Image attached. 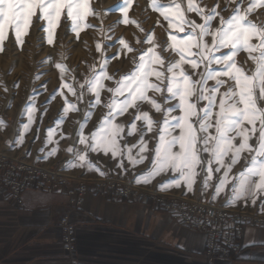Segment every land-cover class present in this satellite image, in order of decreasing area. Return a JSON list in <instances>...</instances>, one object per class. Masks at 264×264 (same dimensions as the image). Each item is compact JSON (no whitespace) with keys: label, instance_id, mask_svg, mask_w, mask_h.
Segmentation results:
<instances>
[{"label":"snow or ice","instance_id":"snow-or-ice-1","mask_svg":"<svg viewBox=\"0 0 264 264\" xmlns=\"http://www.w3.org/2000/svg\"><path fill=\"white\" fill-rule=\"evenodd\" d=\"M130 3L131 0H118L106 11L122 13L125 24L136 23L128 19ZM228 3L236 6L225 19L214 8L205 12L196 0H186L183 6L175 0L167 6L152 0L153 8L168 22L167 40L161 45L154 33L146 35L143 43L147 47L133 57L134 70L119 79L108 74V61L100 43L96 49L101 55V68L97 72L92 65L90 77L82 83L74 76L65 80L68 69L63 63H55L62 83L48 99L62 97L64 115L79 111L78 104L86 93L90 97V111L78 134L79 147L66 149L73 159L65 162V171L83 167L104 176L106 173L91 161L90 154L110 155L117 159V167L125 171V161L135 168L147 160L149 168L133 183L147 184L160 174L171 172L172 177L159 186L161 191L184 185L187 193H193L197 178L203 173L201 192L207 193L212 188V201L222 194L227 196L224 207L240 201L256 205L260 200L264 211V24L258 27L248 18L258 7L264 8V0H228ZM186 13H196L201 22L190 19ZM217 16L219 23L214 27ZM90 17H100L92 7V0H0V52L4 51L10 33L17 47H22L34 22L40 25L44 43L49 46L54 45L62 21L69 24L68 30L77 40L89 28H98L103 33V27L90 23ZM118 44L121 51H134L124 39H118ZM162 52L170 55L166 58ZM240 52L248 54L253 68L238 66L236 57ZM48 62L53 61L49 58ZM113 80L114 87L106 86L105 81ZM209 81L214 83L209 86ZM104 91L109 94L103 102L107 112L98 130L85 135L84 126L91 110L102 104ZM158 96L163 98L162 102ZM34 100L33 96L25 109L27 123L18 131L14 146L23 145L25 134L32 128L37 111ZM145 104L161 114L162 119L156 121L149 111L142 110ZM126 114L132 115L127 125L117 122ZM62 122L63 116L58 117L57 123ZM0 127H5L3 120ZM55 131L48 130L46 145L53 144ZM150 133L154 135L149 137ZM137 134L136 143L125 142L122 146L125 136ZM58 151V146L52 147L43 158L53 157ZM244 153L250 157L248 166L238 176L230 175Z\"/></svg>","mask_w":264,"mask_h":264},{"label":"rangeland","instance_id":"rangeland-1","mask_svg":"<svg viewBox=\"0 0 264 264\" xmlns=\"http://www.w3.org/2000/svg\"><path fill=\"white\" fill-rule=\"evenodd\" d=\"M117 2L118 0H92V7L100 13V17H90L89 21L94 25L103 27V33L98 28H89L82 31L77 40L75 35L69 32V24L62 21L60 28L56 32L54 45L49 46L44 43L43 37L45 34L39 30L40 25L34 22L20 48L17 47L12 34H9L8 39L5 41L4 51L0 52V120L5 122V127H0V154L11 159L23 160L39 165V191L45 193H63L67 196L69 207L61 215L59 224L61 227L63 252L68 264H78L77 259L79 258L80 245L78 218L83 215V206L87 195L93 194L102 198L114 196L112 194L100 196L95 192V186L99 182H104V179L107 181L119 180L124 182V185L130 184L133 186H129L131 187L130 189L135 193H147L148 195L159 193L156 195H160L166 199L186 197L207 204H213L231 212L233 215L230 218L242 215L246 219H241L239 223H234L235 230L233 235L225 240L227 247L237 250L232 252L231 255L219 256L210 261L206 250L210 241L209 234L206 231L197 230V232L205 233L207 237L203 253L206 264H215L219 260L233 261L245 250L244 241L247 227L264 228V211L261 210L260 200H257L256 205H252L250 201L247 204L240 201L233 206L224 207L227 200L225 194H222L217 200L212 201V188H209L207 193L201 192V177L203 173H201V177L197 178L193 193H187L184 185H181L180 188L172 187L166 191H161L159 186L172 177L173 174L171 172L160 174L150 183L135 184L133 183L135 178L149 168V161L146 160L135 168H132L125 161V168L127 169L125 171L117 167V159H112L110 155L105 156L102 153L90 154V159L106 173L104 176H100L95 171L89 172L83 167H76L68 171L64 170L65 162L73 159L72 154L66 151V149L70 146L79 147L77 144L78 134L85 117L90 111L88 103L90 97L86 93L83 102L78 104L79 111H69L64 115L62 113V97L58 95L55 100L48 99L50 94L58 89L62 83L60 71L55 67V63H63L68 69V72L65 73V80H68L70 76H74L76 81L82 83L85 78L90 77V67L92 65H95L97 72L101 68V55L96 49L97 43H100L104 59L108 61V74L115 79H119L126 73L134 70L133 57H137L139 50L147 47L143 43L146 35L154 33L157 43L163 45L167 40L168 31H170L167 27L168 22L158 10L153 8L152 0H131L128 8V19L134 20L136 23L129 24L122 22V13L106 11V9L111 8ZM172 2L173 0H157L159 5L164 6L170 5ZM175 2L181 3L182 6L186 4V0H175ZM196 2L205 12L214 8L225 19L229 18L233 7L236 6L234 3L229 4L228 0H196ZM186 14L197 23L201 22L196 13ZM220 16H217L213 21L214 27L218 25ZM248 18L257 24L258 27L264 24V8L258 7ZM118 21L120 22L118 23ZM118 39H124L133 47L134 51L131 53L121 51ZM137 40H140L141 43L138 44ZM109 45L112 46L109 47ZM61 53L64 54L63 57H61ZM114 54H118L115 59L112 58ZM161 54L166 58L170 55V53L163 52ZM49 58L53 62H48ZM236 60L238 66L244 67L246 70L254 67L246 52L238 53ZM213 83L209 81V86ZM105 84L108 87H114V80L105 81ZM33 96L35 97L33 103L37 109L34 114V123L31 130L25 134L23 145L14 146L12 142L16 140L18 131L22 130L24 123H27L25 109L29 106V102L33 100ZM108 97L109 94L106 91L102 92V104L91 110V116L84 126L85 135H90L92 132L98 130L107 112V109L103 106V102ZM157 99L162 102L163 98L158 96ZM142 110L149 111L156 121L162 119L161 114L155 113L154 109H151L147 104L143 105ZM129 111L132 113L131 109ZM61 116H63V122L58 124V117ZM131 119L132 115L126 114L119 118L117 122H123L127 125ZM50 128L56 130L53 137L54 142L53 144L46 145L45 139ZM127 131L126 127L125 133ZM152 135L154 133H150L149 137ZM137 140L138 134L131 137L125 136L122 146L125 142L130 145L136 143ZM56 141L59 142L58 145ZM152 143L154 141L150 142V148ZM57 146L59 151L55 156L47 159L43 158L47 151ZM41 149H44V152H41ZM149 159H151L150 154ZM249 159L250 157L247 153L242 154L240 162L234 166L230 175L238 176L240 172L244 171L248 166L246 162ZM40 173L44 174L46 178H43ZM230 187L231 184H229ZM70 190H74L73 196L83 197L80 211L75 209V204L69 195ZM119 197L127 200H139L128 195ZM151 201L156 202L153 198H151ZM151 201L141 202L150 207H155ZM72 209L75 216L74 224L71 227L68 222L69 218L66 219V217L69 216ZM168 213L173 215L171 212ZM178 215V213L173 215L178 223L187 229L196 231L186 227ZM233 244H237L238 248Z\"/></svg>","mask_w":264,"mask_h":264},{"label":"crops","instance_id":"crops-1","mask_svg":"<svg viewBox=\"0 0 264 264\" xmlns=\"http://www.w3.org/2000/svg\"><path fill=\"white\" fill-rule=\"evenodd\" d=\"M68 207L63 193L28 189L18 206L0 189V264H68L59 224ZM78 222V264H206L205 233L139 200L89 194ZM244 243L237 259L215 264H264V228L248 226Z\"/></svg>","mask_w":264,"mask_h":264},{"label":"built area","instance_id":"built-area-1","mask_svg":"<svg viewBox=\"0 0 264 264\" xmlns=\"http://www.w3.org/2000/svg\"><path fill=\"white\" fill-rule=\"evenodd\" d=\"M40 174L43 178H46L44 174ZM123 183L119 180L107 181L104 179V182H99L95 186V192L100 196L112 194L119 197L128 195L143 202H149L153 198L156 202H151L156 208L171 213H178L179 219L186 227L196 231H206L209 234L210 241L206 250L210 261H213L216 257L231 255L232 252L237 251L236 249L227 247L225 240L233 235L235 230L233 224L239 223L241 219H246L242 215L230 218L233 214L225 208H219L216 205L186 197L166 199L165 197L156 195L159 193H151L153 195L135 193L130 189L133 186L130 184L124 185ZM0 189H5L9 193L10 199L16 205H23L24 192L26 190H39V165L23 160L11 159L0 154ZM73 191L70 190L69 195L72 197L75 209L80 211L83 197L73 196ZM74 216L75 213L72 209L69 216L66 217V219L69 218L68 222L70 226L74 224ZM233 245L238 248L237 244Z\"/></svg>","mask_w":264,"mask_h":264},{"label":"clouds","instance_id":"clouds-1","mask_svg":"<svg viewBox=\"0 0 264 264\" xmlns=\"http://www.w3.org/2000/svg\"><path fill=\"white\" fill-rule=\"evenodd\" d=\"M50 202H51V197H49L45 201H43V206H47V204Z\"/></svg>","mask_w":264,"mask_h":264}]
</instances>
